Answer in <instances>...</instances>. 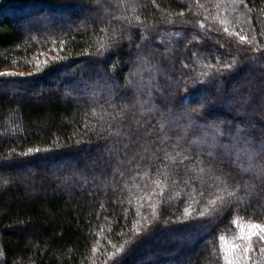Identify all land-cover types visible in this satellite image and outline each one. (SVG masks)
I'll return each instance as SVG.
<instances>
[{"label":"trees","instance_id":"16d2710c","mask_svg":"<svg viewBox=\"0 0 264 264\" xmlns=\"http://www.w3.org/2000/svg\"><path fill=\"white\" fill-rule=\"evenodd\" d=\"M263 65L264 0H0V264H264Z\"/></svg>","mask_w":264,"mask_h":264},{"label":"rangeland","instance_id":"374dc122","mask_svg":"<svg viewBox=\"0 0 264 264\" xmlns=\"http://www.w3.org/2000/svg\"><path fill=\"white\" fill-rule=\"evenodd\" d=\"M261 69L264 71V65L262 66ZM261 75L264 77V74H261ZM232 93L234 95V94L237 93V91L234 90V92H232ZM199 103H200L199 104L200 105L199 109L206 108L207 106H211V105H213V107H217L219 110L218 109H215L214 110L215 118H225V119H228V118H226L224 116L226 114H230L231 116L232 115L234 116V114H236L235 116H237V117L238 116L239 117L240 116L241 117L243 116V113L240 114V113L234 112L232 110V106L228 105L224 101H221V102H219V101L218 102L217 101L212 102V97L210 96V93L209 94L208 93L202 94ZM261 109H262V107H261ZM263 111H264V109H262L261 112H263ZM126 112L129 114V120H132L131 121L132 122V127L133 128L136 127V121L133 122V119L132 118H136L138 116L137 108L135 109L134 105L133 106L131 105V106H129V107L126 108ZM144 120L146 122H149L150 119L149 118H145ZM253 124H255V122H253ZM256 127H258L257 124H256ZM260 133H262V132H260ZM136 136H137V134L134 135L133 141L130 140V144L131 145H133L134 143H136L135 144L136 148L134 147L135 148L134 149V152H132V154L130 156H133L134 158H136L137 161H144L150 155L149 152L145 151V147L146 146L148 147V142L149 141L152 142V138H153L152 132L149 131V133L142 135L141 136L142 138L139 139V141H136L137 140ZM161 150H162V146H159V147L154 146L153 147V154L151 153V156L154 157V155L160 153ZM221 161H222V163H225L224 160H221ZM249 226L250 225H242L241 226L240 234L244 237V239H240L239 242H246L247 243V238L248 237H252L253 238V233H255V234L259 233V234H261V236H264V232H260L259 229H253V228H250ZM261 228H264V226H261ZM165 238H166L167 241H169L166 236H165ZM251 245H253V243ZM149 258L150 257H146V259H149Z\"/></svg>","mask_w":264,"mask_h":264},{"label":"snow or ice","instance_id":"6c2138e0","mask_svg":"<svg viewBox=\"0 0 264 264\" xmlns=\"http://www.w3.org/2000/svg\"><path fill=\"white\" fill-rule=\"evenodd\" d=\"M250 228H253V229H259L260 232H264V228H261V226L259 224H251L249 226ZM253 235H256L255 233H253ZM241 239H244V237L241 235L240 237ZM221 240H223V237L220 238ZM260 240L261 241H264V236H261L260 237ZM252 237H248L247 238V247H245V252L249 251L250 250V247H251V244H252ZM236 247H239V245H237ZM227 264H231V260H227Z\"/></svg>","mask_w":264,"mask_h":264}]
</instances>
